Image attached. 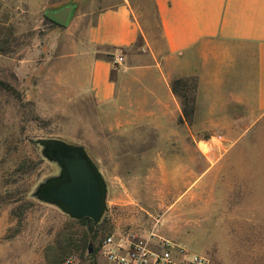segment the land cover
<instances>
[{
    "label": "rangeland",
    "instance_id": "374dc122",
    "mask_svg": "<svg viewBox=\"0 0 264 264\" xmlns=\"http://www.w3.org/2000/svg\"><path fill=\"white\" fill-rule=\"evenodd\" d=\"M68 1L66 25L44 16ZM121 2L157 40L152 0H0V264H111L100 249L104 236L149 231L209 264H264V114L247 129L181 131L171 145L179 157L171 181L144 188L130 179L111 193L99 173L104 205L90 229L36 195L59 175L42 140L88 156L103 137L89 89V63L99 53L87 30L99 10Z\"/></svg>",
    "mask_w": 264,
    "mask_h": 264
},
{
    "label": "crops",
    "instance_id": "0c3cea01",
    "mask_svg": "<svg viewBox=\"0 0 264 264\" xmlns=\"http://www.w3.org/2000/svg\"><path fill=\"white\" fill-rule=\"evenodd\" d=\"M152 7L157 40L124 2L99 10L87 30L99 53L89 63V89L105 131L88 158L111 193L130 179L144 188L171 181V161L179 160L171 145L181 131L247 129L264 114V0H152ZM189 76L193 112L179 121L170 81Z\"/></svg>",
    "mask_w": 264,
    "mask_h": 264
},
{
    "label": "water",
    "instance_id": "95a60500",
    "mask_svg": "<svg viewBox=\"0 0 264 264\" xmlns=\"http://www.w3.org/2000/svg\"><path fill=\"white\" fill-rule=\"evenodd\" d=\"M73 10L74 4L68 1L58 7L46 8L43 14L63 26ZM41 143L46 155L62 166L64 178L46 180L37 188L36 195L59 205L74 219L86 217L92 222L98 221L103 209V183L83 148L51 140H42Z\"/></svg>",
    "mask_w": 264,
    "mask_h": 264
},
{
    "label": "built area",
    "instance_id": "2783aa9c",
    "mask_svg": "<svg viewBox=\"0 0 264 264\" xmlns=\"http://www.w3.org/2000/svg\"><path fill=\"white\" fill-rule=\"evenodd\" d=\"M120 60L119 54L111 58L112 63ZM100 249L104 259L111 264H209L204 254L175 247L153 231L143 236L128 233L118 239L112 234L106 235Z\"/></svg>",
    "mask_w": 264,
    "mask_h": 264
},
{
    "label": "trees",
    "instance_id": "16d2710c",
    "mask_svg": "<svg viewBox=\"0 0 264 264\" xmlns=\"http://www.w3.org/2000/svg\"><path fill=\"white\" fill-rule=\"evenodd\" d=\"M196 79L194 76L175 78L170 81V89L175 94L180 102L181 116L178 118L179 121L183 119L187 122L190 121L193 112V103L195 96ZM84 225H88L91 228L92 222L90 219L84 217L77 220ZM88 251V245L86 247Z\"/></svg>",
    "mask_w": 264,
    "mask_h": 264
},
{
    "label": "flooded vegetation",
    "instance_id": "af4514ba",
    "mask_svg": "<svg viewBox=\"0 0 264 264\" xmlns=\"http://www.w3.org/2000/svg\"><path fill=\"white\" fill-rule=\"evenodd\" d=\"M57 165H58V169H59L58 170V173H59L58 178L62 179V178H64L63 168H62V166L60 164L57 163ZM102 183H103V181H102ZM103 188H104V198H105V186H104V184H103ZM104 198H103V205H104Z\"/></svg>",
    "mask_w": 264,
    "mask_h": 264
}]
</instances>
